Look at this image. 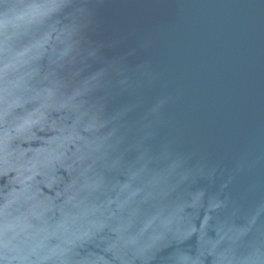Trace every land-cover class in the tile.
Here are the masks:
<instances>
[{"label":"water","instance_id":"obj_1","mask_svg":"<svg viewBox=\"0 0 264 264\" xmlns=\"http://www.w3.org/2000/svg\"><path fill=\"white\" fill-rule=\"evenodd\" d=\"M0 264H264V0H0Z\"/></svg>","mask_w":264,"mask_h":264}]
</instances>
